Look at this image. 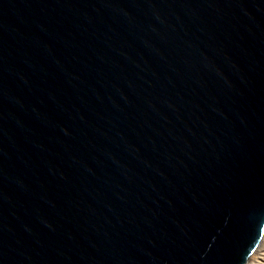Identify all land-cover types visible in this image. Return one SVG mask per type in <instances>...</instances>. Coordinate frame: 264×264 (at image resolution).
Wrapping results in <instances>:
<instances>
[{"label":"water","instance_id":"1","mask_svg":"<svg viewBox=\"0 0 264 264\" xmlns=\"http://www.w3.org/2000/svg\"><path fill=\"white\" fill-rule=\"evenodd\" d=\"M264 233V0H0V264H245Z\"/></svg>","mask_w":264,"mask_h":264},{"label":"bare ground","instance_id":"2","mask_svg":"<svg viewBox=\"0 0 264 264\" xmlns=\"http://www.w3.org/2000/svg\"><path fill=\"white\" fill-rule=\"evenodd\" d=\"M245 264H264V233L262 235L258 247L247 259Z\"/></svg>","mask_w":264,"mask_h":264}]
</instances>
